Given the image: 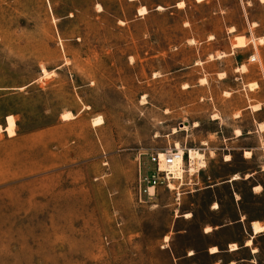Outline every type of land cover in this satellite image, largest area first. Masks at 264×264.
Segmentation results:
<instances>
[{"label":"rangeland","instance_id":"rangeland-1","mask_svg":"<svg viewBox=\"0 0 264 264\" xmlns=\"http://www.w3.org/2000/svg\"><path fill=\"white\" fill-rule=\"evenodd\" d=\"M102 1L0 0V264H171L180 192L241 164L223 137L239 97L208 76L233 62L203 64L172 19ZM176 144L206 167L140 199L138 162Z\"/></svg>","mask_w":264,"mask_h":264},{"label":"crops","instance_id":"crops-1","mask_svg":"<svg viewBox=\"0 0 264 264\" xmlns=\"http://www.w3.org/2000/svg\"><path fill=\"white\" fill-rule=\"evenodd\" d=\"M115 1L130 9L132 22L172 19L171 25L183 28L178 40L192 42L198 57L206 59L203 64L233 62L230 69H214L208 76L224 83L225 102L239 97L233 110L238 114L228 119L230 131L223 137L239 146L241 164L216 175L217 170L205 169L204 179L195 183L201 186L179 191L173 230L162 250L171 264H264V231L255 233L252 226L264 228V0ZM96 2L104 12V2ZM217 43L223 46L217 48ZM211 122L220 125L221 119ZM192 128H199L198 122ZM228 162L230 157H224L222 163ZM235 175L239 179L232 181Z\"/></svg>","mask_w":264,"mask_h":264},{"label":"built area","instance_id":"built-area-1","mask_svg":"<svg viewBox=\"0 0 264 264\" xmlns=\"http://www.w3.org/2000/svg\"><path fill=\"white\" fill-rule=\"evenodd\" d=\"M250 60L255 61V58L251 57ZM182 151L180 153L176 146L162 151L156 149L147 154L146 162H138L136 188L140 199H150L161 187L177 191L183 185L184 176L194 177L198 174L201 169L190 172L192 165L189 150ZM171 186L176 190H172Z\"/></svg>","mask_w":264,"mask_h":264},{"label":"bare ground","instance_id":"bare-ground-1","mask_svg":"<svg viewBox=\"0 0 264 264\" xmlns=\"http://www.w3.org/2000/svg\"><path fill=\"white\" fill-rule=\"evenodd\" d=\"M97 8H98L99 11L101 10V8L99 6ZM139 13H140V15H143V14H145V10L142 9V10L139 11ZM42 72L44 73V75H48L45 70H43ZM201 81H204V80L202 79ZM250 87H253V85H251ZM71 118H73V117H72V114H70L69 112L63 113L61 115V119L64 120V121H66V120L69 121ZM215 119H218V117H215ZM100 124H101V122H100L99 119L94 121V126H98ZM182 127H183L182 130L185 129L187 127V124L184 123L182 125ZM1 132H6L7 135L9 137H11V136L14 135V128H13V126H6L4 128L0 127V133ZM177 132L178 131L176 129L173 130V134H176ZM175 146L179 150L180 153L183 152L182 149L180 148L179 144H176ZM189 157H190L191 165H192L191 166V170H190L191 173L197 172L200 168H204L206 166L204 155L201 154L200 152H198L197 150L190 149L189 150ZM178 176H180V173H178ZM238 179H239V177L237 175H235V176L232 177L231 180L235 181V180H238ZM171 189L172 190H176V189H173L172 186H171ZM178 195H179V193H177V197H179ZM186 217H190V214H187ZM252 226H253V229H254L255 233H259V232L264 231V228L258 223H253Z\"/></svg>","mask_w":264,"mask_h":264},{"label":"water","instance_id":"water-1","mask_svg":"<svg viewBox=\"0 0 264 264\" xmlns=\"http://www.w3.org/2000/svg\"><path fill=\"white\" fill-rule=\"evenodd\" d=\"M263 224H264V221H263Z\"/></svg>","mask_w":264,"mask_h":264}]
</instances>
